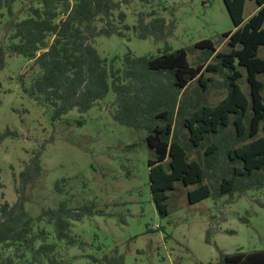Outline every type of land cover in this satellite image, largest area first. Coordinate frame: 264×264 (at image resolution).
Listing matches in <instances>:
<instances>
[{
	"label": "trees",
	"instance_id": "16d2710c",
	"mask_svg": "<svg viewBox=\"0 0 264 264\" xmlns=\"http://www.w3.org/2000/svg\"><path fill=\"white\" fill-rule=\"evenodd\" d=\"M249 1L256 12L244 21L246 0H223L234 27L221 35L227 51L204 39L190 50L166 47L143 57L129 52L120 68L114 67L118 57L108 66L93 43L97 37L125 36L130 28L121 6L131 0H0V27L6 15L11 21L8 53L30 62L19 76L22 90L35 103L48 106L52 120L73 109L89 111L111 90L113 120L147 130L146 144L153 152L147 163L151 199L165 217L166 193L174 190L176 182L192 188L186 193L190 205L235 190L245 192L264 182V177H257L264 174V80L259 79L264 76V59L258 56L264 49V0ZM172 28L151 11L138 15L133 31L138 39L161 41ZM195 50L200 55L191 65L188 52ZM242 71L247 94L238 83ZM214 75L223 78L227 91L220 101L197 105L187 99L186 90L193 82L205 93ZM5 136L1 134L0 141ZM40 153L32 152L18 174L16 202L0 205V264H61L56 242L76 243L73 223L93 214L91 206L70 209L66 200L56 208L42 209L35 218L27 214L25 191L38 183L43 172ZM60 184L55 185L58 193ZM89 259L91 264H124V256L116 250ZM215 264H264V250L219 251Z\"/></svg>",
	"mask_w": 264,
	"mask_h": 264
},
{
	"label": "rangeland",
	"instance_id": "374dc122",
	"mask_svg": "<svg viewBox=\"0 0 264 264\" xmlns=\"http://www.w3.org/2000/svg\"><path fill=\"white\" fill-rule=\"evenodd\" d=\"M20 9L16 3V12ZM121 11L130 28L125 36L97 37L93 43L108 66L118 57L114 63L118 68L129 52L143 57L157 55L166 47L190 50L204 39H210L219 51H227V40L221 35L234 30L223 0H131ZM151 11L173 27L161 41L134 35L138 15ZM255 12L254 2L246 0L244 21ZM10 28L5 15L0 27L4 63L0 69V135L7 136L0 141V205L16 202L18 174L32 152L41 151L42 176L25 191L27 214L35 218L44 208H56L61 200L70 209L86 205L93 211L73 223L71 235L76 243L54 241L61 264H91L89 256L98 258L113 250L124 256V264H215L219 251L264 250V182L261 187L235 190L192 205L186 195L192 188L176 182L174 190L166 193L168 215L161 217L150 193L147 163L153 152L146 144L147 130L113 120L116 108L111 90L89 111L73 109L52 120L51 109L35 103L22 90L19 76L30 62L8 53ZM199 55L198 50L189 51V63L195 65ZM258 56L264 59V49H259ZM242 73L238 83L247 94ZM222 82L221 76L214 75V83L205 93L193 82L186 90L187 99L191 97L197 105L215 104L227 93ZM257 177L264 174L259 172ZM57 182L61 183L60 193L55 191Z\"/></svg>",
	"mask_w": 264,
	"mask_h": 264
}]
</instances>
